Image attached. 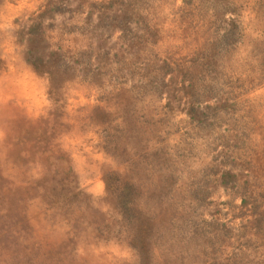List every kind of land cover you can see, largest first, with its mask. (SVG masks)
I'll use <instances>...</instances> for the list:
<instances>
[{
  "label": "rangeland",
  "instance_id": "374dc122",
  "mask_svg": "<svg viewBox=\"0 0 264 264\" xmlns=\"http://www.w3.org/2000/svg\"><path fill=\"white\" fill-rule=\"evenodd\" d=\"M0 264H264V0H0Z\"/></svg>",
  "mask_w": 264,
  "mask_h": 264
}]
</instances>
